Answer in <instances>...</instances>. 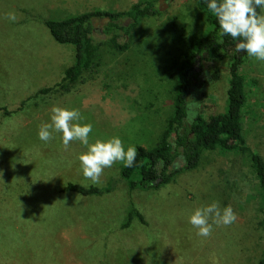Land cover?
<instances>
[{
    "label": "rangeland",
    "instance_id": "obj_1",
    "mask_svg": "<svg viewBox=\"0 0 264 264\" xmlns=\"http://www.w3.org/2000/svg\"><path fill=\"white\" fill-rule=\"evenodd\" d=\"M143 2L162 10L129 36L118 32L126 50L103 46L95 66L70 93L33 97L59 83L75 57V48L57 43L45 21L127 11ZM9 13L16 14V22ZM105 24L94 21L97 41L113 35H104ZM209 30L197 0H0V264L258 263L264 224L258 181L246 156L206 151L197 169L159 189L130 191L120 180L122 163L106 168L101 182L93 184L78 160L87 151L82 143L73 141L65 150L62 133L49 142L38 136L40 126L51 122L52 107L59 106L78 109L80 123L92 124L90 143L119 137L125 150L156 145L173 110L180 37ZM218 67L217 79L202 74L190 89L187 121L197 113L227 111V60ZM240 72L247 81L244 135L264 158V61L247 56ZM113 179L120 181L110 194L62 191L70 182L104 187ZM213 202L222 209L230 205L237 220L200 237L189 217ZM132 206L143 219L124 227Z\"/></svg>",
    "mask_w": 264,
    "mask_h": 264
},
{
    "label": "trees",
    "instance_id": "obj_2",
    "mask_svg": "<svg viewBox=\"0 0 264 264\" xmlns=\"http://www.w3.org/2000/svg\"><path fill=\"white\" fill-rule=\"evenodd\" d=\"M208 2L209 0H197V5L206 15L210 30L190 39L180 37L181 50L173 67V110L166 121L165 129L156 145L150 148L136 147L138 154L135 163L132 167L121 166L120 180L126 183L130 191L159 189L170 183L178 174L197 169L206 151L219 150L244 155L248 158L258 181L261 202L259 212L264 224V158L248 145L244 135L243 113L247 103V81L240 69L248 55L246 52L238 54L233 49L236 41L230 36L219 35L218 19L208 9ZM159 12L154 3L143 2L134 4L127 11L96 10L66 19L45 21L57 43L72 45L75 48V57L74 63L66 69L59 83L39 91L33 97L50 92L70 93L80 83L84 73L95 66L103 46L122 51L128 48V44H120L119 31L129 36L140 22L158 15ZM258 12L261 13V9H258ZM95 20L106 21L103 33L113 34L110 39L96 40L95 34L99 33L94 27ZM224 60L228 62L230 73L227 111L207 117L197 113L193 119L187 121V98L190 89L196 85L202 74L208 75L209 79H217L220 75L218 64ZM120 180L113 179L104 187L83 186L70 182L62 191L82 196H100L112 193ZM136 218L143 219L132 206L124 227H129ZM257 264H264V250Z\"/></svg>",
    "mask_w": 264,
    "mask_h": 264
},
{
    "label": "clouds",
    "instance_id": "obj_3",
    "mask_svg": "<svg viewBox=\"0 0 264 264\" xmlns=\"http://www.w3.org/2000/svg\"><path fill=\"white\" fill-rule=\"evenodd\" d=\"M208 9L218 19L219 35L230 36L238 41L234 50L245 53L259 61H264V14L258 9L264 8V0H209ZM10 21L16 22L15 13H9ZM84 117L78 109H66L53 106L50 123L40 126L38 136L44 142L54 138V133H62V144L67 150L73 141L82 143L87 151L78 156L83 177L93 184H99L106 168H112L116 163L124 167H132L137 157V149L129 146L125 150L119 137L106 141L97 139L89 142L93 130L91 123L81 124ZM237 220V215L229 205L223 209L218 202L195 209L189 217L190 224L197 229L200 237H209L213 226H230Z\"/></svg>",
    "mask_w": 264,
    "mask_h": 264
},
{
    "label": "flooded vegetation",
    "instance_id": "obj_4",
    "mask_svg": "<svg viewBox=\"0 0 264 264\" xmlns=\"http://www.w3.org/2000/svg\"><path fill=\"white\" fill-rule=\"evenodd\" d=\"M238 41H236V43H237ZM233 49H234V47H233ZM238 54H240V53H238ZM242 54V53H241Z\"/></svg>",
    "mask_w": 264,
    "mask_h": 264
},
{
    "label": "water",
    "instance_id": "obj_5",
    "mask_svg": "<svg viewBox=\"0 0 264 264\" xmlns=\"http://www.w3.org/2000/svg\"><path fill=\"white\" fill-rule=\"evenodd\" d=\"M163 2V1H162ZM162 10V8L160 7V11Z\"/></svg>",
    "mask_w": 264,
    "mask_h": 264
}]
</instances>
